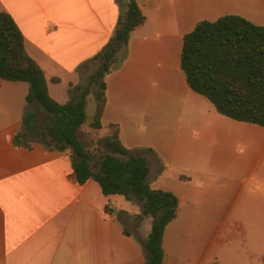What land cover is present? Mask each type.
<instances>
[{
	"label": "crops",
	"instance_id": "crops-1",
	"mask_svg": "<svg viewBox=\"0 0 264 264\" xmlns=\"http://www.w3.org/2000/svg\"><path fill=\"white\" fill-rule=\"evenodd\" d=\"M122 1L0 0V12L65 104L111 40ZM137 2L146 21L106 77L100 137L117 125L123 145L147 158L153 187L178 199L163 264H264V128L218 113L181 67L184 37L198 23L238 15L264 26V0ZM28 92L27 83L0 79V264H144L143 245L127 234L139 205L105 196L96 181L80 185L69 151L15 146ZM150 230L145 221L137 234Z\"/></svg>",
	"mask_w": 264,
	"mask_h": 264
},
{
	"label": "trees",
	"instance_id": "trees-1",
	"mask_svg": "<svg viewBox=\"0 0 264 264\" xmlns=\"http://www.w3.org/2000/svg\"><path fill=\"white\" fill-rule=\"evenodd\" d=\"M145 21L137 0H123L111 40L83 66L89 69L95 64L86 85L71 88L69 101L60 104L49 93L45 72L28 54L17 23L10 14L0 12V79L29 85V110L14 138L15 146L33 148L29 135L38 117L32 106H40L50 119L37 132L39 143L51 151L70 152L80 185L96 181L105 196L120 195L139 205L141 213L132 218L133 225L139 229L151 220L149 236L127 234L143 245L144 264H163V242L168 226L177 218V197L153 187L147 158L123 145L117 125H110V133L95 139L93 147L87 146L82 134L87 124L91 130L102 129L106 77L122 65L131 33ZM181 67L190 88L207 98L218 113L264 128V26L238 15L202 21L184 37ZM90 97L96 107L89 122Z\"/></svg>",
	"mask_w": 264,
	"mask_h": 264
},
{
	"label": "rangeland",
	"instance_id": "rangeland-1",
	"mask_svg": "<svg viewBox=\"0 0 264 264\" xmlns=\"http://www.w3.org/2000/svg\"><path fill=\"white\" fill-rule=\"evenodd\" d=\"M94 69H95V64H91V66L89 67V73L88 74H91L94 71ZM85 85H86V83H85ZM95 107H96L95 99L93 97H90L88 100V105H87V116H88L89 122L93 119ZM48 120H49V118L46 115L40 116L38 118V122H37L36 128L34 129L35 130L34 133L32 135H29V140L31 142H39L40 139L37 136V132L42 129L44 123ZM82 134H83L84 141L86 142L87 146H89V147H93L94 143H95V139L100 137V132L91 130L88 124L84 126ZM146 221H149V223L151 224V220H146ZM131 229H132V232L137 233L140 228L136 229V227H134L133 221H132L131 222Z\"/></svg>",
	"mask_w": 264,
	"mask_h": 264
}]
</instances>
